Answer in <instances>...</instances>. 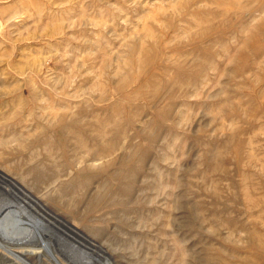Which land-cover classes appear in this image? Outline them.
<instances>
[{
	"label": "rangeland",
	"instance_id": "1",
	"mask_svg": "<svg viewBox=\"0 0 264 264\" xmlns=\"http://www.w3.org/2000/svg\"><path fill=\"white\" fill-rule=\"evenodd\" d=\"M0 170L116 264H264V0H0Z\"/></svg>",
	"mask_w": 264,
	"mask_h": 264
},
{
	"label": "bare ground",
	"instance_id": "2",
	"mask_svg": "<svg viewBox=\"0 0 264 264\" xmlns=\"http://www.w3.org/2000/svg\"><path fill=\"white\" fill-rule=\"evenodd\" d=\"M0 178V264H116L102 244L52 213L14 178L2 170ZM47 215L83 242L57 235L46 225Z\"/></svg>",
	"mask_w": 264,
	"mask_h": 264
}]
</instances>
